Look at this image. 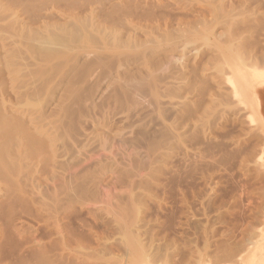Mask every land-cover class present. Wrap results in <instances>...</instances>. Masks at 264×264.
Returning a JSON list of instances; mask_svg holds the SVG:
<instances>
[{
	"label": "rangeland",
	"instance_id": "1",
	"mask_svg": "<svg viewBox=\"0 0 264 264\" xmlns=\"http://www.w3.org/2000/svg\"><path fill=\"white\" fill-rule=\"evenodd\" d=\"M122 1L25 0L23 11L2 2L13 8L8 11L0 4V8L7 9H0V50L3 46V50H9L5 59L0 58V73L8 74L10 79L3 75L4 78L14 85L11 90V83L3 85L9 86L8 96L4 95L0 74V96L3 93L1 101L5 100L0 101L1 107L20 118L37 115L46 106L56 109L52 120L57 123L51 127L56 134L50 143L58 154L55 172H47L35 165L38 159L31 158L20 141L7 139L8 145H4L6 139H2L5 143L0 139V151L5 153V146H9L6 151L10 153L3 158L5 167L0 175V264H42L40 259H44L43 264H128L132 258L134 262L140 260L138 264H186L188 259V264L194 259L198 264H238L236 257L247 250L249 255L256 245H251L253 241L262 238L264 160L259 155L264 138L249 134L252 128L243 117L245 112L236 108L231 113H221L222 108H218L220 113L218 109V114L211 112L216 117L207 114L203 129L192 130V141L186 145L183 141L177 145L168 141L170 147L161 145L157 153L166 156L157 159L151 151L162 140L166 142L167 126L183 121L182 114L177 117L182 113L178 109L185 95L182 90L194 84L191 80L195 75L190 74L194 67L203 71L199 54L218 53L215 46L226 48L234 43L236 53L228 54L223 64L242 59L245 66L258 64L257 68L264 69V0ZM120 3L125 6L120 7ZM136 5L144 10L159 6L154 12L167 17L172 29L183 19L186 32L178 34L182 38L194 33L187 34V39L174 35L181 40H177L181 42L178 45L185 44L180 46L182 50L177 49V61L172 57L171 66L158 71L155 98L147 85L137 88L133 76ZM249 51H254L251 56ZM200 62L202 67L193 66ZM213 71L205 73L217 70ZM9 95H18L16 101ZM261 113L264 115V103ZM237 139L241 145L234 147ZM253 149L260 150L255 157ZM58 215L61 222L53 217ZM139 253L143 257H138ZM224 254L228 255L226 259ZM230 255L235 258L230 260Z\"/></svg>",
	"mask_w": 264,
	"mask_h": 264
},
{
	"label": "bare ground",
	"instance_id": "2",
	"mask_svg": "<svg viewBox=\"0 0 264 264\" xmlns=\"http://www.w3.org/2000/svg\"><path fill=\"white\" fill-rule=\"evenodd\" d=\"M117 1V0H116ZM119 2H123L122 0H118ZM138 1V0H137ZM143 1V0H142ZM141 1V2H142ZM144 1H149V0H144ZM143 1V2H144ZM158 1V0H157ZM157 1H156V3H157ZM159 1H164V0H159ZM263 1V0H262ZM262 1H261V3H262ZM2 2H5V3H7L6 5H8V4H10L11 6H13L15 9H13L12 7V9L13 10H25V8H26V2H25V0H0V4L1 5H4V6H6L5 4H2ZM119 2H117V3H119ZM150 2V1H149ZM115 3V2H114ZM154 3H155V1H154ZM122 3H120V4H118L120 7L121 6H125V5H121ZM149 3H147V6H149L148 5ZM158 4V3H157ZM9 5V6H10ZM114 5V4H113ZM117 5V4H116ZM144 5H146L145 3L142 5V6H144ZM210 5V4H209ZM251 5V4H250ZM9 6H6L7 7V9H8V11H9V9H11V8H9ZM140 8H143V7H141L140 5H138ZM150 6H152V5H150ZM154 6V5H153ZM153 6L152 7H150L151 8V10H150V8H149V10H144V8H143V10H141L140 8H138L137 7V5H136V7H135V13L134 14H136V18H137V21L135 20L136 18H134V20L136 21L133 25L135 26L134 27V34L136 35V37H135V41L133 42L134 43V46H135V54H133V56H134V58H133V61H134V63H135V68H134V70H135V72H134V74H133V76L135 77V79H136V85H138V87L137 88H140V89H142L143 88V86L144 85H147L146 87L148 88V90L150 91V93H151V95H153V97L155 98L156 97V88H157V80H156V76H157V73H158V71H160V70H165V68H168V66H171L170 64L172 63L171 61H172V57L174 58V56L176 55V56H178L176 53L178 52L177 51V49L178 48H180V46L181 45H183V44H185V43H183V44H181V45H178V42L179 41H181V40H179L180 38H182V37H180L179 35V33H181V32H186V31H183L184 30V28L183 27H185V23H184V25H182L183 24V22H185V21H183V19H182V22H180V23H178V25H177V27H175V28H171V27H173L172 26V22H169L168 20H167V17H165V21H164V17H163V21H160V20H162V17L161 16H157V13H155L154 12V10L156 9V8H158V7H156V5H155V9H152L153 8ZM114 8H115V5L113 6ZM117 7L118 6H116V9H117ZM127 7V6H126ZM124 8V9H127V8ZM145 7V6H144ZM198 7V6H197ZM253 7L255 8V4L253 5ZM258 7V6H257ZM256 7V8H257ZM210 8V7H209ZM0 9H4V8H0ZM7 9H4V10H7ZM129 9V8H128ZM121 10V8L118 10V11H120ZM130 10V9H129ZM129 10H128V12H129ZM253 10V9H252ZM11 11V10H10ZM117 11V12H118ZM200 11H201V9H200ZM122 12V11H121ZM124 12H127V11H125L124 10ZM208 12V11H207ZM214 12V11H213ZM258 12V11H257ZM199 13V12H198ZM254 13V12H253ZM264 13V12H263ZM134 14H133V17H134ZM213 14V13H212ZM199 15H200V13H199ZM235 15V14H234ZM237 15V14H236ZM253 15V14H252ZM259 15H261V13L259 14ZM202 16H203V14H202ZM210 16V15H209ZM231 16H233V15H230V17ZM238 16V15H237ZM237 16H234V17H237ZM161 17V18H160ZM234 17H233V20H234ZM248 17V16H247ZM250 17V16H249ZM248 17V18H249ZM254 17V16H253ZM263 17V16H262ZM179 18V17H178ZM177 18V19H178ZM202 18V17H201ZM206 18V17H205ZM245 18V17H244ZM244 18H242V20L244 19ZM259 18V17H258ZM133 19V18H132ZM250 19V18H249ZM133 20V21H134ZM170 20V19H169ZM180 20V19H179ZM200 20H202V19H200ZM240 20H241V18H240ZM245 20V19H244ZM251 20V19H250ZM254 20V19H253ZM189 21V20H188ZM260 21H262V19L260 20ZM264 21V20H263ZM263 21H262V26L264 25V23H263ZM175 22V21H174ZM179 22V21H178ZM196 22H198V21H196ZM233 22V21H232ZM237 22V21H236ZM245 22V21H244ZM246 22H247V20H246ZM129 23V22H128ZM131 23H133V22H130L129 24L130 25H132ZM227 23V22H226ZM229 23V22H228ZM231 23V22H230ZM229 23V24H230ZM234 23V22H233ZM254 23V22H253ZM177 24V23H176ZM195 24V23H194ZM200 24V23H199ZM236 24H238V23H236ZM249 24H251V23H249ZM254 24H257V21H256V23H254ZM129 25V26H130ZM226 25H228V24H226ZM243 25H244V23H243ZM247 25V24H246ZM258 25V24H257ZM260 25V24H259ZM189 26V25H188ZM196 26V25H195ZM249 26V25H248ZM261 26V25H260ZM259 26V27H260ZM132 27V26H131ZM241 27V26H240ZM240 27H239V29H240ZM245 27V26H244ZM250 27V26H249ZM187 28V27H186ZM190 28V27H189ZM228 28V27H227ZM254 28V27H253ZM131 29V28H130ZM234 29V28H233ZM238 29V30H239ZM262 29V28H261ZM132 30V29H131ZM132 30V31H133ZM226 30V29H225ZM246 30H249V29H246ZM250 30H251V28H250ZM256 30V29H255ZM189 31V30H188ZM190 31H193L192 29L190 30ZM201 31V30H200ZM229 31V30H228ZM234 31V30H233ZM195 32V31H194ZM236 32V31H235ZM238 32H240V31H238ZM244 32H246V31H244ZM215 33V32H214ZM234 33V32H233ZM249 33V32H248ZM253 33V32H252ZM179 34V35H178ZM187 34H191V35H193L194 33H187ZM187 34H185V36L187 37ZM232 34V33H231ZM235 34V33H234ZM244 34V33H243ZM129 35V34H128ZM131 35V34H130ZM134 35V36H135ZM174 35L175 36H179V39H177V40H179V41H177L176 39H175V37H174ZM184 35V34H183ZM182 34H181V36H183ZM228 35V34H227ZM236 35H239V33L238 34H236ZM247 35V34H246ZM245 35V36H246ZM262 35H263V33H262ZM133 36V37H134ZM177 36V37H178ZM185 36L182 38V39H187V38H185ZM215 36V35H214ZM213 36V37H214ZM216 36H218L217 34H216ZM215 36V37H216ZM231 36V35H230ZM242 36V35H241ZM248 36V35H247ZM126 37H127V35H126ZM130 37V36H129ZM189 37H191V36H189ZM203 37V36H202ZM220 37V36H219ZM227 37V36H226ZM225 37V38H226ZM229 37V36H228ZM237 37V36H236ZM239 38H240V36H238ZM257 37V36H256ZM260 37H262V36H260ZM195 38H197V37H195ZM234 38V37H233ZM264 38V37H263ZM192 39V38H191ZM202 39V38H201ZM206 39V38H205ZM215 39V38H214ZM216 39H217V37H216ZM251 39V38H250ZM260 39V38H259ZM132 40V39H131ZM195 40V39H194ZM199 40V39H198ZM189 41H191V40H189ZM202 41V40H201ZM207 41V40H206ZM212 41V40H211ZM253 41H255V40H253ZM130 42V41H129ZM131 42V43H132ZM185 42V41H184ZM199 42V41H198ZM215 43H216V41H214ZM227 42V41H226ZM228 42H229V40H228ZM228 42H227V44H228ZM231 42V41H230ZM240 42V41H239ZM242 42V41H241ZM260 42V41H259ZM179 43H181V42H179ZM197 43V42H196ZM214 43V44H215ZM232 43H233V41H232ZM247 43V42H246ZM251 43V42H250ZM264 43V42H263ZM129 44V43H128ZM127 44V45H128ZM187 44V43H186ZM218 44V43H217ZM217 44H215V45H217ZM223 44V43H222ZM226 44V43H225ZM234 44V43H233ZM233 44H232V46H231V44L230 45H225V46H227L226 48H223L222 46H221V48L219 47L218 48V46L219 45H217V46H215V50H217V49H219L218 50V53H215L214 52V54H211V52L209 51V53H210V55H206L205 56V54H204V56L202 55V53L201 54H199V56H202V58H200L199 56V58L201 59V62H203L202 64H204L203 65V67L201 66V62H200V65H194L193 64V66H201L202 67V69H203V71H201L200 69L201 68H199V67H192L193 69L191 70L192 72L190 73V74H194L195 76H192L193 78L194 77H196V80L194 79V81H193V78H192V80H191V83H194L193 85L192 84H189V87L188 86H186L187 88H185V90L183 91L182 89H178V90H182V92L183 93H185V95H184V97H183V99H182V101L179 103V107H178V109L182 112V113H178V115H177V117L179 116V114H180V116H181V114H182V116L181 117H183V121H180L179 123L180 124H175L174 125V123H173V126L171 125H169V126H167L168 128H166L167 129V131H166V133H165V143L163 142V140H162V142L161 143H159V144H156L154 147H153V151H151L152 152V154L155 156V157H153V158H155V159H157V158H159V157H162V156H166V155H161V156H159V155H157V153L159 152V149H160V146L161 145H165L166 144V146L168 145V144H170V143H176V145H177V143H181V141H183L184 143H185V145L187 144V142H189V141H192L191 139H192V130L195 128H202V125H204V123H205V119L207 118V117H209V115L210 114H215V116L214 117H216L217 116V114H218V112L216 111L218 108H222L221 109V113H226V112H230L231 113V111L232 110H234V109H236V108H239L240 110H241V112H245V114L243 115V117L245 116V119H247V121H248V125H249V127H251V128H249V129H251V130H249L248 132H249V134L250 133H252V135L253 136H256L257 138H258V135H262L263 136V138H264V115L261 113V111H262V108H263V97H264V69H261V68H257V66H258V64H257V66L256 65H253L252 67H251V65L249 66V64H247V66H245V64H243V60L242 59H239V58H237V59H239V61L237 60V61H235V62H233V63H230L231 62V60L230 61H228L227 62V65L226 64H223V63H226V56H230L231 54L230 53H233V51H235V53H236V49L235 48H233ZM252 44V43H251ZM250 44V45H251ZM257 44V43H256ZM210 46L212 45V44H209ZM242 45V44H241ZM246 45H248V44H246ZM254 45V43L252 44V46ZM2 45H0V47H1ZM124 47H125V43H124V45H123ZM184 46V45H183ZM229 46V47H228ZM249 46V45H248ZM4 47V46H3ZM3 47H2V50H0V51H2V57H0V58H6V56H7V53L9 52V50L8 51H6L5 50V48H4V50H3ZM182 47V46H181ZM194 47V46H193ZM192 47V48H193ZM199 47V46H198ZM214 47V46H213ZM217 47V48H216ZM240 47V46H239ZM244 47V46H243ZM247 47V46H246ZM256 47V46H255ZM200 48V47H199ZM202 48V47H201ZM8 49V48H7ZM124 49V48H123ZM181 49V48H180ZM235 49V50H234ZM242 49V48H241ZM241 49H240V51H241ZM253 49H255V48H253ZM252 49V50H253ZM132 50V49H131ZM179 50V49H178ZM182 50V49H181ZM197 50H198V48H197ZM245 50V49H244ZM244 50H243V52H242V56L245 54V55H247L246 54V52L244 53ZM262 50V49H261ZM207 51V50H206ZM207 51V52H208ZM237 51H239V49L237 50ZM239 51V52H240ZM248 51V50H247ZM255 51V50H254ZM253 51V52H254ZM123 52V51H122ZM180 52V51H179ZM200 52V51H199ZM250 52V51H249ZM252 52V51H251ZM251 52L250 53H248V55L249 56H251L250 54H251ZM252 52V53H253ZM1 53V52H0ZM183 53V52H182ZM234 53V54H235ZM244 53V54H243ZM262 53V52H261ZM260 53V54H261ZM121 54V53H120ZM187 54H190V53H187ZM228 54H230V55H228ZM233 54V55H234ZM239 54V53H238ZM123 55V54H122ZM183 55V54H182ZM186 55V54H185ZM194 55V54H193ZM1 56V55H0ZM131 56V55H130ZM175 56V57H176ZM184 56V55H183ZM191 56V55H190ZM197 56V55H196ZM232 56V55H231ZM238 56V55H237ZM236 56V57H237ZM239 56H240V54H239ZM238 56V57H239ZM249 56H248V58H249ZM252 56H257L256 54H254V55H252ZM261 56V55H260ZM127 57V56H126ZM178 57H180V56H178ZM178 57H176V58H178ZM186 57V56H185ZM184 57V58H185ZM235 57V58H236ZM263 58H264V55L262 56ZM120 58H122V56L120 57ZM188 58V57H187ZM196 58V57H195ZM198 58V59H199ZM231 58H233V57H231ZM242 58H244V56L242 57ZM246 58V57H245ZM245 58H244V60H245ZM254 58V57H253ZM255 58H258V57H255ZM175 59V58H174ZM181 59V58H180ZM234 59V58H233ZM250 59H251V57H250ZM129 60V59H128ZM228 60V59H227ZM236 60V59H235ZM240 60H242V61H240ZM255 60V59H254ZM7 61V60H6ZM122 61V60H121ZM175 61H177L176 59H175ZM189 61V60H188ZM194 61V60H193ZM193 61H191V63L193 62ZM173 62H174V60H173ZM198 62H199V60H198ZM246 62V61H245ZM250 62V61H249ZM253 62V61H252ZM9 63V62H8ZM123 63V62H122ZM125 63V62H124ZM177 63V62H176ZM195 63V62H194ZM222 64L223 65H225V66H227L226 68H224L223 66H222ZM130 65V64H129ZM183 65V64H182ZM189 65H190V63H189ZM132 66V65H131ZM191 66H192V64H191ZM7 67V66H6ZM173 67H175V65L173 66ZM186 67V66H185ZM188 67V66H187ZM247 67H249V68H247ZM259 67V66H258ZM5 68V67H4ZM9 67H7V69H8ZM10 68H12V67H10ZM196 68H199V69H196ZM264 68V67H263ZM3 68H1V70H2ZM6 69V68H5ZM6 69V70H7ZM176 69V68H175ZM182 69V68H181ZM214 70V71H216L214 74L212 73V74H209V73H205V70ZM4 70V69H3ZM2 70V71H3ZM9 70V69H8ZM7 70V71H8ZM12 70V69H11ZM129 70H130V68H129ZM128 70V71H129ZM187 70V69H186ZM190 70H188V72L190 71ZM200 70V71H199ZM1 71V72H2ZM10 71V70H9ZM13 71V70H12ZM70 71V70H69ZM166 71V70H165ZM176 71V70H175ZM179 71V70H178ZM213 71V72H214ZM15 72V71H14ZM13 72V73H14ZM130 72V71H129ZM128 72V73H129ZM162 72V71H161ZM171 72V71H170ZM182 72V71H181ZM208 72V71H207ZM3 74H1L2 76L4 75L5 77H8V74H4V72H2ZM7 73V72H6ZM9 73V72H8ZM11 73V72H10ZM10 73H9V76H12V75H10ZM67 73V72H66ZM128 73H127V75H128ZM133 73V72H132ZM164 73V72H163ZM169 73V72H168ZM173 73V72H172ZM171 73V74H172ZM176 73V72H175ZM180 73V72H179ZM174 74V73H173ZM189 74V73H188ZM208 74V75H207ZM125 75H126V73H125ZM130 75H132V74H130ZM164 75V74H163ZM175 75V74H174ZM181 75H182V73H181ZM210 75V76H209ZM1 76V79H3V80H1V83H2V90H6V93L5 92H3L4 93V95L5 94H7L8 92H7V90L10 88V90L14 87V85H13V82L11 81V82H7V79L9 78H4V76L2 77ZM17 76H18V74H17ZM68 76V75H67ZM158 76H160V75H158ZM183 76H185V75H183ZM132 77V76H131ZM134 77L132 78V80L134 79ZM176 77V76H175ZM190 77H191V75H190ZM204 77V78H203ZM11 78H13V79H15L16 80V78H14V77H11ZM202 78L204 79V80H202ZM4 79H6L5 81H6V83H4L5 81H4ZM10 79V78H9ZM9 79H8V81H9ZM166 79H168L167 77H166ZM176 79V78H175ZM188 79V78H187ZM14 80V81H15ZM186 80V79H185ZM190 80V79H189ZM3 81V82H2ZM127 81V80H126ZM131 81V80H130ZM170 81V80H169ZM193 81V82H192ZM66 82H68V83H70L69 82V80L68 81H66ZM161 82V81H160ZM177 82V81H176ZM182 82V81H181ZM185 81L183 80V83H184ZM4 83V84H3ZM7 83H11L10 85L9 84H7ZM179 83V82H178ZM188 83V82H187ZM189 83H190V81H189ZM9 85V86H5L6 88H8V89H6V88H4L3 87V85ZM134 84V83H133ZM166 84V83H165ZM173 84H176V83H173ZM135 85V84H134ZM169 85H171V84H169ZM162 86V85H161ZM168 86V85H167ZM173 86V85H172ZM177 86V85H176ZM169 87V86H168ZM167 88V87H166ZM170 88V87H169ZM177 89V88H176ZM16 90V89H15ZM136 90V89H135ZM138 90V89H137ZM161 90H164V88L163 89H161ZM180 91H178V93L177 94H182V93H179ZM139 92V91H138ZM158 92V91H157ZM163 92V91H162ZM3 93H2V95H3ZM16 93V92H15ZM61 93H62V91H61ZM168 93V92H167ZM166 93V94H167ZM135 94V93H134ZM169 94V93H168ZM1 95V96H2ZM141 95V94H140ZM147 95V94H146ZM158 95V94H157ZM165 95V94H164ZM163 95V96H164ZM1 96H0V101H1ZM7 96H8V94H7ZM10 97L12 96V95H9ZM16 96H18V95H16ZM14 97V95L12 96V99H13V97H14V100L16 101V99L15 98H17V97ZM20 96V95H19ZM3 97V96H2ZM173 98H174V96H172ZM182 97V95L180 96V97H178L177 96V98H181ZM144 98V97H143ZM167 98V97H166ZM191 98H193V100H194V98H196L195 100V102L193 103V101H191ZM56 99V98H55ZM59 99V98H58ZM139 99H141L140 97H139ZM150 99V98H149ZM157 99H158V97H157ZM160 99H161V97H160ZM169 99V98H168ZM170 99H172V98H170ZM3 100V99H2ZM8 100V99H7ZM10 100H11V98H10ZM147 100V99H146ZM156 100V99H155ZM163 100V99H162ZM165 100V99H164ZM5 101V100H4ZM4 101H1V102H4ZM12 101V100H11ZM10 101V104L12 103ZM144 101V100H143ZM151 101V100H150ZM166 101V100H165ZM171 101V100H170ZM174 101H176V98H175V100ZM173 101V102H174ZM8 102H9V100H8ZM14 102V101H13ZM48 102V101H47ZM139 102V101H138ZM173 102H171V103H173ZM56 103V102H55ZM60 103V102H59ZM59 103H57V104H59ZM142 103V102H141ZM157 103V102H156ZM169 103V102H168ZM170 103V104H171ZM3 104V103H2ZM13 104V103H12ZM15 104V103H14ZM50 104V103H49ZM48 104V105H49ZM176 104V103H175ZM174 104V105H175ZM193 104H195V107L193 106ZM4 105H5V103H4ZM21 105V104H20ZM19 105V106H20ZM25 105V104H24ZM27 105V104H26ZM45 105V104H44ZM51 105V104H50ZM53 105L55 106V104H52V108H53ZM176 105H178V104H176ZM175 105V107H177ZM23 106V105H22ZM22 106H20L21 108H22ZM29 106V105H28ZM160 106H162V105H160ZM159 106V107H160ZM45 107V106H44ZM44 107H41V108H44ZM58 108H60L61 107V105H60V107L59 106H57ZM172 107V106H171ZM20 108V109H21ZM23 108H25V107H23ZM56 108V107H55ZM61 109V108H60ZM178 109H176V111H178ZM19 110V109H18ZM17 110V111H18ZM29 110V109H28ZM41 110H43L42 112H37L38 114L37 115H35V113L33 114V115H31V114H29L30 116L29 117H22V118H20V116H15L14 114H11L8 110H6L5 108H2L1 107V104H0V139L2 140V139H4L6 142H7V139L8 140H15L16 139V141H20V143H21V145L22 146H25V147H27L28 148V153H29V155L31 156V158H37L38 159V162L35 164L36 166L38 165V166H41V170H46L47 172L48 171H50L51 173L53 172H55V170H56V167H57V164H58V162H57V158H58V154L56 153V149L55 148H53V146H52V144L50 143L51 141H52V139L54 138V136H53V133H55L56 131H53L52 130V128H54V127H52V124H53V122H56L55 120L53 121L52 120V118L55 116V110L56 109H51V108H47V106H46V108H44V109H41ZM59 110V109H58ZM22 112H23V110H21ZM40 111V110H39ZM161 111V110H160ZM212 111H215V112H213V113H211ZM218 111H219V109H218ZM223 111V112H222ZM19 112V111H18ZM25 113H27L26 111H24ZM36 112V111H35ZM175 112V111H174ZM30 113V112H29ZM160 113V112H159ZM176 113V112H175ZM219 113H220V111H219ZM207 114H209V115H207ZM19 115H21L22 116V114H19ZM170 115V114H169ZM168 115V116H169ZM24 116H25V114H24ZM212 116V115H211ZM210 116V117H211ZM174 117V116H173ZM176 117V116H175ZM170 118V117H169ZM177 119V118H176ZM181 119V118H180ZM177 121V120H176ZM179 121V120H178ZM177 121V122H178ZM163 122H165V121H163ZM172 122V121H171ZM174 122H175V120H174ZM208 122V121H207ZM57 123V122H56ZM166 123V122H165ZM168 123V122H167ZM167 123H166V125H167ZM59 124V123H58ZM163 124V123H162ZM206 124V123H205ZM164 125V124H163ZM52 127V128H51ZM163 127V126H162ZM203 129V128H202ZM53 131V132H52ZM165 132V131H164ZM194 132H195V130H194ZM197 132V131H196ZM204 132V131H203ZM206 132V131H205ZM56 134V133H55ZM197 134V133H196ZM202 134V133H201ZM203 135V134H202ZM206 135V134H205ZM205 135H203L204 137H205ZM251 135V134H250ZM198 136V135H197ZM200 136V135H199ZM4 137V138H3ZM195 137V136H194ZM193 137V138H194ZM201 137V136H200ZM203 137V138H204ZM15 138V139H14ZM164 138V137H163ZM206 138V137H205ZM4 140H2V141H4ZM54 140V139H53ZM196 140V139H195ZM194 140V141H195ZM205 140V139H204ZM209 140V139H208ZM248 140V139H247ZM262 140V139H261ZM5 141L3 142V143H5ZM168 141H171L170 143L168 142ZM200 141H202V140H200ZM206 141V140H205ZM252 141V140H251ZM263 141V140H262ZM9 142V141H8ZM8 142H7V144L5 143L4 145H8ZM160 142V141H159ZM259 142V141H258ZM10 143H11V141H10ZM13 143V142H12ZM16 143V142H15ZM15 143H13V145L15 144ZM174 143V144H175ZM231 143V142H230ZM182 144V143H181ZM180 144V145H181ZM263 147H264V141H263ZM261 144V145H262ZM12 144H10V146H11ZM12 145V147H13V149H14V146ZM171 145V144H170ZM170 145H168L169 147H170ZM173 145V144H172ZM184 145V144H183ZM233 145H234V147H236V146H240L241 145V140H239V139H237V140H235V142L233 143ZM256 145V144H255ZM21 146V147H22ZM260 146V145H259ZM5 147H8V149H9V146H5ZM18 147H19V144H18ZM176 147V146H175ZM186 148L188 147V145L187 146H185ZM257 147V146H256ZM184 148V147H183ZM251 148V147H250ZM7 148H6V150H8ZM22 150H24V148L22 147L21 148ZM256 149V148H255ZM5 150V153H4V151L2 150V152L0 151V175L2 174V171H3V167H5L4 166V161H3V158H4V156L7 154V156H8V154H10V153H8V151H6ZM185 150H187V149H185ZM254 150V149H253ZM13 151V150H12ZM201 151V150H200ZM260 151V150H259ZM258 150H254L253 152V154H254V157H255V155L256 154H259L258 152H259ZM187 152H188V150H187ZM202 152V151H201ZM200 152V153H201ZM252 152V151H251ZM166 154V153H165ZM197 154V153H196ZM251 156L253 155V154H251V153H249ZM152 155V156H153ZM200 155V154H199ZM248 155V154H247ZM264 149H262L261 148V153H260V159L261 160H264V159H262V158H264ZM157 156V157H156ZM250 156V157H251ZM259 156L257 157V158H259ZM9 157V156H8ZM259 159V160H260ZM260 160V161H261ZM263 162V161H262ZM257 164V163H256ZM263 165L262 166H264V163H262ZM37 166V167H38ZM46 173V172H45ZM255 192V191H254ZM243 193V192H242ZM249 193V192H248ZM253 193V192H252ZM243 195V194H242ZM254 196V195H253ZM235 197V196H234ZM233 198V197H232ZM262 198V197H261ZM241 199V198H240ZM242 200V199H241ZM263 200V199H262ZM237 201V200H236ZM225 203V202H224ZM223 203V204H224ZM234 203V202H233ZM222 204V205H223ZM248 205H250L249 203H248ZM263 205V204H262ZM234 206H235V203H234ZM224 207V206H223ZM260 207H261V205H260ZM225 208V207H224ZM264 208V207H263ZM263 208H261V209H263ZM230 208H228V210H229ZM258 209H260V208H258ZM235 210V209H234ZM231 211V210H230ZM262 211H264V210H262ZM232 212V211H231ZM231 212H229V215H230V213ZM257 212H260V211H258L257 210ZM222 213V212H221ZM227 213V212H226ZM234 215H235V213H233ZM232 215V214H231ZM230 215V216H231ZM246 215V214H245ZM263 215H264V212H263ZM227 216V215H226ZM244 216V215H243ZM55 219H56V221L58 222L60 219H62V218H60V216L58 215V216H53ZM232 217V216H231ZM256 217V216H255ZM60 218V219H59ZM51 219V218H50ZM55 219L53 220V219H51L54 223L56 222L55 221ZM64 219V218H63ZM220 219V218H219ZM225 219V218H224ZM245 219V218H244ZM48 220H49V218H48ZM223 221V220H222ZM245 221H247V220H245ZM255 221V220H254ZM258 221V220H257ZM257 221H255V222H257ZM263 221H264V219H263ZM60 222H61V220H60ZM235 222V221H234ZM239 222V221H238ZM254 222V223H255ZM221 223V222H220ZM248 223V222H247ZM251 223H252V221H251ZM250 223V225H252ZM254 223H253V226H254ZM262 223V222H261ZM56 224V223H55ZM222 224V223H221ZM234 224V223H233ZM239 224H240V222H239ZM238 224V225H239ZM264 224V223H263ZM224 225V224H223ZM223 225H222V227H223ZM230 225V224H229ZM256 225V224H255ZM227 226V225H226ZM231 226V225H230ZM234 226H236V225H234ZM246 226V225H245ZM248 226V225H247ZM257 226V225H256ZM260 226V225H259ZM261 227V226H260ZM260 227H258V228H260ZM262 227H263V225H262ZM239 228V227H238ZM246 228V227H245ZM245 228H244V230H245ZM250 226H249V231H250ZM257 228V229H258ZM57 229V228H56ZM248 229V228H247ZM246 229V231H248ZM253 229V228H252ZM257 229H254V230H257ZM260 230H262L261 228H260ZM232 231V230H231ZM240 231V230H239ZM258 231H259V229H258ZM225 232V231H224ZM245 232V231H244ZM260 232V231H259ZM229 233V232H228ZM242 233V232H241ZM240 233V234H241ZM250 234H251V232H249ZM256 232H254V234H255ZM218 234V233H217ZM230 234H232V235H234L233 233H230ZM246 234V233H245ZM249 234V235H250ZM264 232L262 231V238H261V236L259 237L260 238V240H256V241H253V239H250V240H252L253 241V243L251 244L252 246H254V244H256L255 245V248L253 249V250H251V253L249 254V255H247L248 254V252L250 251V250H247V251H245L244 253H241V254H237L238 255V257H236L237 259V261H238V264H264ZM219 235H221V233L219 234ZM232 235H231V238H232ZM235 235H236V233H235ZM238 235V234H237ZM241 235H243V234H241ZM248 235V236H249ZM252 235V234H251ZM261 235V234H260ZM223 237H225V236H223ZM236 237V236H235ZM240 237H242V236H240ZM251 237V236H250ZM258 237V236H257ZM222 238V237H221ZM230 238V237H229ZM243 238H245L244 236H243ZM248 238V237H247ZM253 238V237H252ZM214 238H212V240H213ZM216 239V238H215ZM242 239V238H241ZM257 239V238H256ZM226 240V239H225ZM225 240L223 241V242H225ZM231 240V239H230ZM230 240L228 241V240H226V242L228 241V242H230ZM233 240H234V238H233ZM232 240V241H233ZM236 240V239H235ZM234 240V241H235ZM239 240V239H238ZM244 240H247L246 238L244 239ZM254 240H255V238H254ZM212 242V241H211ZM225 242V243H226ZM242 242H244V243H246V241H243L242 240ZM240 243V244H243V243ZM248 242H249V240H248ZM217 243V242H216ZM218 243H220V242H218ZM251 243V242H250ZM247 244H249V243H247ZM67 246H68V244H66ZM65 245V246H66ZM218 245V244H217ZM221 245H227V244H221ZM235 244H233V247L234 248H236V245L234 246ZM71 246V245H70ZM228 246H230V244L228 243ZM248 246V248H250L249 246H250V244L249 245H247ZM231 247H232V245H231ZM232 247V248H233ZM237 248H239V247H237ZM248 248H246V249H248ZM132 249H134V251H133V253L134 252H136L137 250H135V248H132ZM225 249H228V247L227 248H224V250ZM229 249H230V247H229ZM216 250V249H215ZM239 250H241L240 248H239ZM66 251V250H65ZM213 251V250H212ZM230 252V251H229ZM65 253V252H64ZM137 253V252H136ZM200 253V252H199ZM213 253V252H212ZM211 253V254H212ZM236 253H238V252H236ZM68 254V253H67ZM135 254V253H134ZM140 254V253H139ZM226 254H229L228 253V251H226ZM231 254V253H230ZM234 254H235V252H234ZM70 255V254H69ZM138 255V254H137ZM177 255V254H176ZM209 255V254H208ZM225 255V254H224ZM236 255V256H237ZM132 256H134V255H132ZM140 256H142V254H140V255H138V257H140ZM200 256H201V253H200ZM203 256V255H202ZM226 256L228 257V255H225V259H226ZM235 255H230V257H229V259L231 260V258L232 259H234L235 257H234ZM69 257V256H68ZM75 257V256H74ZM143 257V256H142ZM141 257V258H142ZM198 255H197V259H198ZM210 257V256H209ZM214 257V256H213ZM234 257V258H233ZM79 258V257H78ZM195 258V257H194ZM202 257H200V259H201ZM204 258V257H203ZM202 258V259H203ZM208 258V257H207ZM211 258V257H210ZM222 258H224L223 256H222ZM67 259V258H66ZM135 260V258H132L131 260L133 261H130V262H128V264L129 263H136V264H138L137 262H139V261H135L134 262V260ZM40 260H42V264L44 263L43 261H44V259H40ZM79 260V259H78ZM128 260H130L129 258H128ZM143 260V259H142ZM191 260V259H190ZM46 261V260H45ZM76 261V260H75ZM75 261H73V262H75ZM123 261V260H122ZM147 261V260H146ZM187 261H189V259L187 260ZM187 261L185 262L186 264H188L187 263ZM198 261V260H197ZM202 261H204V260H201V262ZM207 261V260H206ZM216 261H217V259H216ZM64 262V261H63ZM65 262H67V261H65ZM145 262V261H144ZM144 262L143 263H141V264H144ZM190 262V261H189ZM193 262V263H192ZM191 263L192 264H194V262H195V264H198V262L196 263V259H194V261H192ZM234 262V261H233ZM232 261H231V263H233ZM46 263V262H45ZM139 263V264H140ZM148 263V262H147ZM181 263H182V261H181ZM190 263V264H191ZM203 264L205 263H207V262H202ZM201 263V264H202ZM40 264V263H39ZM66 264V263H65ZM73 264H75V263H73ZM77 264V263H76ZM121 264V263H120ZM150 264V263H149ZM200 264V263H199ZM229 264V263H228ZM234 264V263H233ZM236 264V263H235Z\"/></svg>",
	"mask_w": 264,
	"mask_h": 264
}]
</instances>
